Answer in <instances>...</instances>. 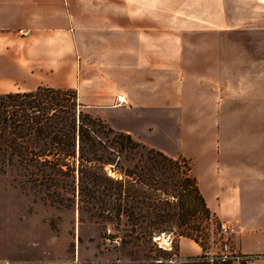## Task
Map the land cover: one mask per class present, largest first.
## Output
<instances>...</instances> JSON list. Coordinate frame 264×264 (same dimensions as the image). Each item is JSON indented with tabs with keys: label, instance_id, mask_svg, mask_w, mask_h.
<instances>
[{
	"label": "rangeland",
	"instance_id": "obj_1",
	"mask_svg": "<svg viewBox=\"0 0 264 264\" xmlns=\"http://www.w3.org/2000/svg\"><path fill=\"white\" fill-rule=\"evenodd\" d=\"M206 10L207 20L214 15L223 23L228 17L234 29L202 35L200 52L221 54V64L207 62L200 71L210 69L206 76L196 70L188 92L198 105L218 104L220 100L226 103L222 108H190L191 113L200 116L197 124L189 123L194 117L185 118L184 149L179 150L175 141L159 134L154 143L168 149L164 154L170 158L187 161L200 191L206 192L216 210L213 212L205 200L210 220L203 221L202 234L193 233L202 241L205 252L182 261L203 264L198 258L206 256L204 261L210 264L217 257L226 259L227 264H251L264 257V3L206 0ZM217 150L236 151L235 159L232 156V161L225 160L233 166L232 172H217ZM24 181L21 171L0 173V249L6 250L9 245L14 250L16 245L26 243L31 248L38 244L42 248L43 244L47 260L70 264H160L181 260L172 257L178 255L183 239L177 236L175 226L165 232L151 227L142 236L143 231L127 216L111 220L100 214L99 205L79 200L77 183L54 188L51 192L59 194L55 202L46 198L45 189ZM147 211L146 207L141 210L146 217H140L144 228L156 220ZM157 228L163 230L166 226ZM20 236L24 241H17Z\"/></svg>",
	"mask_w": 264,
	"mask_h": 264
},
{
	"label": "crops",
	"instance_id": "obj_2",
	"mask_svg": "<svg viewBox=\"0 0 264 264\" xmlns=\"http://www.w3.org/2000/svg\"><path fill=\"white\" fill-rule=\"evenodd\" d=\"M206 13V0H0V95L72 90L84 110L114 130L167 154L154 143L159 134L181 150L185 118L197 124L200 116L190 108L226 103L198 105L188 92L196 70L206 76L210 69L200 71L207 62L221 64V54L200 52L202 35L234 29L228 17L222 23ZM235 152L217 150V172H232L225 160ZM7 247L0 264H70L47 260L43 244ZM202 253L183 238L181 260L160 264H188L182 260ZM253 261L264 264V257Z\"/></svg>",
	"mask_w": 264,
	"mask_h": 264
},
{
	"label": "trees",
	"instance_id": "obj_3",
	"mask_svg": "<svg viewBox=\"0 0 264 264\" xmlns=\"http://www.w3.org/2000/svg\"><path fill=\"white\" fill-rule=\"evenodd\" d=\"M9 171H21L24 182L45 189L46 198L55 202L54 188L77 183L79 200L99 205L100 214L111 220L127 216L142 236L151 227L165 232L175 226L179 238L205 252L193 233H203L210 211L187 161L149 149L83 111L75 91L40 87L0 95V173ZM143 207L156 219L147 228L140 222L146 218ZM161 225L166 228H157ZM205 257L198 260L210 264ZM218 261L228 263L213 258Z\"/></svg>",
	"mask_w": 264,
	"mask_h": 264
},
{
	"label": "built area",
	"instance_id": "obj_4",
	"mask_svg": "<svg viewBox=\"0 0 264 264\" xmlns=\"http://www.w3.org/2000/svg\"><path fill=\"white\" fill-rule=\"evenodd\" d=\"M117 102H118V103H124L125 101H124L121 97H118V98H117ZM225 231H226V230H225Z\"/></svg>",
	"mask_w": 264,
	"mask_h": 264
},
{
	"label": "bare ground",
	"instance_id": "obj_5",
	"mask_svg": "<svg viewBox=\"0 0 264 264\" xmlns=\"http://www.w3.org/2000/svg\"><path fill=\"white\" fill-rule=\"evenodd\" d=\"M264 3V0H261Z\"/></svg>",
	"mask_w": 264,
	"mask_h": 264
}]
</instances>
